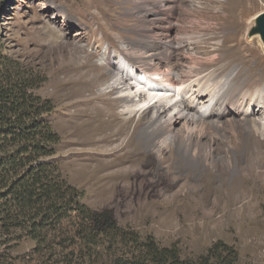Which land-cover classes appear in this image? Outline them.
<instances>
[{"label":"rangeland","instance_id":"rangeland-1","mask_svg":"<svg viewBox=\"0 0 264 264\" xmlns=\"http://www.w3.org/2000/svg\"><path fill=\"white\" fill-rule=\"evenodd\" d=\"M1 2L6 53L46 76L37 93L51 101L45 117L60 139L42 161L87 206L183 256L223 241L237 264H264V99L249 115L224 102L202 120L162 126L167 110L127 111L130 100L107 87L122 58L138 73L180 71L196 60L214 75L231 74L229 97L251 79V91L264 89V47L250 33L264 0ZM228 8L238 20L225 18ZM100 188L113 193L100 198ZM9 244L17 256L34 243Z\"/></svg>","mask_w":264,"mask_h":264},{"label":"trees","instance_id":"trees-1","mask_svg":"<svg viewBox=\"0 0 264 264\" xmlns=\"http://www.w3.org/2000/svg\"><path fill=\"white\" fill-rule=\"evenodd\" d=\"M45 80L6 53L0 33V264H237L223 241L183 256L87 206L56 165L42 161L60 139L45 117L51 101L37 93ZM25 239L33 246L10 255L9 243Z\"/></svg>","mask_w":264,"mask_h":264},{"label":"bare ground","instance_id":"bare-ground-1","mask_svg":"<svg viewBox=\"0 0 264 264\" xmlns=\"http://www.w3.org/2000/svg\"><path fill=\"white\" fill-rule=\"evenodd\" d=\"M242 1L244 2V0H236V3L239 4ZM223 8L226 7L223 6ZM238 17H240V14L238 16L234 8H228L225 14L227 20L230 19L232 21L233 18L238 20ZM196 36L198 37V35ZM218 54H216L217 56L213 61L221 58V55ZM227 64L230 65V63ZM116 65L117 71L114 73V77L109 80V86L107 87L116 88V93L119 97L130 100V103L124 106L127 111L133 112L144 107H152L153 109L157 108L160 114L162 111L167 110L165 118L161 117V119H158L159 125L161 124L162 126H168L181 118H184L185 121L193 120V118L202 120L205 115L212 113L215 106L224 104V102L239 110L246 106L245 113L249 115V113L253 112V107L259 108L262 99H264V89L257 88L254 92L251 91L253 86H255V81L252 82V79L243 81L241 87L237 89L239 91L240 89L242 90V93H238V97H234L237 94L236 89L230 92L233 95L231 94L230 97L226 96L225 88L228 86L229 80H231V74L214 75L216 69H201L200 64H196V60L195 63L191 62L184 64L183 67L181 66L180 71L172 68L169 71L161 72L155 70L152 73H146L145 71L138 73L137 69L135 70L129 62L122 58L117 59ZM260 119L261 129L259 130L264 136V116L260 117ZM165 143L166 140L162 138L157 144L158 146H163ZM140 192L139 189L138 193L140 194ZM111 193H113V189L102 188L98 195L100 198L105 199Z\"/></svg>","mask_w":264,"mask_h":264},{"label":"water","instance_id":"water-1","mask_svg":"<svg viewBox=\"0 0 264 264\" xmlns=\"http://www.w3.org/2000/svg\"><path fill=\"white\" fill-rule=\"evenodd\" d=\"M250 33H257L260 36L264 47V10L256 14L254 25L250 29Z\"/></svg>","mask_w":264,"mask_h":264}]
</instances>
